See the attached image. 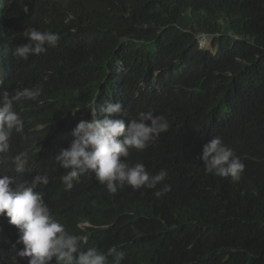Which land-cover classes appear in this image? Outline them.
<instances>
[{"label":"trees","instance_id":"obj_1","mask_svg":"<svg viewBox=\"0 0 264 264\" xmlns=\"http://www.w3.org/2000/svg\"><path fill=\"white\" fill-rule=\"evenodd\" d=\"M29 27L60 39L25 61L13 51L27 43ZM199 33L213 34L211 49ZM24 87L42 92L14 104L24 131L0 154V176L15 188L47 175L36 190L70 234L79 236L77 222L94 223L99 211L64 189L67 172L55 156L91 116L86 105L119 101L123 112L111 118L126 127L141 111L168 120L167 132L127 157L168 176L88 243L119 247L121 264H264V0H0V92ZM213 137L245 164L224 202L202 194L199 156ZM18 154L27 157L23 173L12 162ZM19 236L0 216V264H28L16 255Z\"/></svg>","mask_w":264,"mask_h":264},{"label":"clouds","instance_id":"obj_2","mask_svg":"<svg viewBox=\"0 0 264 264\" xmlns=\"http://www.w3.org/2000/svg\"><path fill=\"white\" fill-rule=\"evenodd\" d=\"M23 36L27 43L15 47L13 55L25 61L30 56L45 53L48 47H55L60 39L57 33L34 27L26 28ZM199 36L213 38V34L199 33L198 41ZM41 92V87L18 88L11 96L7 90L0 92V154L9 151L14 132L24 131V121L14 110V104L36 100ZM86 107L91 116L79 120L71 130L73 139L70 145L60 149L55 156L56 162L67 172L61 181L64 189L73 187L72 193L77 198L83 197L93 206L94 212L99 211L96 222L88 219L77 222L82 231L79 236L70 234L53 218L43 193L36 190L38 186L48 184L47 175H35L30 183H22L15 188L10 187L8 175L0 176V216H6L9 223L19 230L17 242L22 243L23 248L16 249V255L28 257V264H51L53 259L55 264H121L126 255L124 251L117 246L107 250L102 246L93 247L88 243L90 236L112 226L115 220L110 218L115 214L132 211L146 193L153 191L168 176L166 169L153 175L143 163L135 164L127 158L130 150H144L161 133L169 130L166 117L151 110L141 111L126 127L123 119L111 118L113 114L123 112L119 101L108 100L97 107L93 100ZM78 109L73 108L72 114L82 118L85 114L77 113ZM199 158L201 186L205 185L202 194L224 202L231 194L228 185L241 180L245 164L220 137H213L205 143ZM12 162L16 172L27 170L25 154L14 156ZM82 182L90 184L88 193L80 188ZM169 190L170 186L165 185L163 191ZM155 195L159 197L162 192L156 191Z\"/></svg>","mask_w":264,"mask_h":264},{"label":"rangeland","instance_id":"obj_3","mask_svg":"<svg viewBox=\"0 0 264 264\" xmlns=\"http://www.w3.org/2000/svg\"><path fill=\"white\" fill-rule=\"evenodd\" d=\"M211 40H212V37H210V38H205V37H200V36H199L200 44H202V46H203L205 49H211Z\"/></svg>","mask_w":264,"mask_h":264},{"label":"water","instance_id":"obj_4","mask_svg":"<svg viewBox=\"0 0 264 264\" xmlns=\"http://www.w3.org/2000/svg\"><path fill=\"white\" fill-rule=\"evenodd\" d=\"M208 36H210V35H208Z\"/></svg>","mask_w":264,"mask_h":264}]
</instances>
